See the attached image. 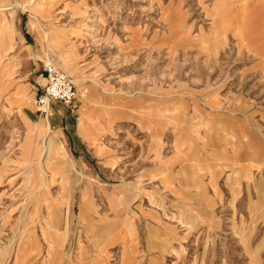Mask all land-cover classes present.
<instances>
[{
	"label": "rangeland",
	"instance_id": "rangeland-1",
	"mask_svg": "<svg viewBox=\"0 0 264 264\" xmlns=\"http://www.w3.org/2000/svg\"><path fill=\"white\" fill-rule=\"evenodd\" d=\"M29 1L0 0V264H264V0Z\"/></svg>",
	"mask_w": 264,
	"mask_h": 264
},
{
	"label": "built area",
	"instance_id": "built-area-1",
	"mask_svg": "<svg viewBox=\"0 0 264 264\" xmlns=\"http://www.w3.org/2000/svg\"><path fill=\"white\" fill-rule=\"evenodd\" d=\"M46 85L37 99L38 109L45 118L52 115V106L61 104L70 107L77 97L74 82L51 60L45 66Z\"/></svg>",
	"mask_w": 264,
	"mask_h": 264
},
{
	"label": "crops",
	"instance_id": "crops-1",
	"mask_svg": "<svg viewBox=\"0 0 264 264\" xmlns=\"http://www.w3.org/2000/svg\"><path fill=\"white\" fill-rule=\"evenodd\" d=\"M14 2V1H13ZM13 2H11V3H13ZM11 3H9V4H11ZM244 3H246V1H244L243 3H242V5L244 4ZM8 4V3H7ZM46 5H49L47 2H44V3H42L41 4V6H46ZM245 7H247V6H245ZM11 14V13H10ZM13 14H14V11H13ZM0 17H3L2 15L0 16ZM3 20V22L5 23V18H3L2 19ZM259 44H256L255 46L257 47ZM62 59H63V67H67V69H68V71H70V70H72V68L70 67V59L68 58V57H62ZM206 86L207 87H209V88H211L212 90H213V92H217V89L218 88H216L215 86H213V87H210V85H209V83L208 84H206ZM75 103V102H74ZM74 106V105H73ZM42 122H44V125H45V128H44V133H45V135L46 136H52L53 137V139H54V141H56V143H57V139H58V134L57 133H52V134H50V132H51V130H52V126L50 125V123H49V117L48 118H43V121ZM42 122L40 123V124H42ZM51 128V129H50ZM226 141H225V143H222V139L220 140V144H218V146H217V149H216V153H217V158H218V162H217V167H219L220 168V170L218 171V176H222L223 175V173L225 172V168L226 167H230V168H232L233 169V167L234 166H236L235 165V161H232V159L230 158V156H229V153L226 151L227 150V148H226ZM57 151V152H61L62 154H65V149H64V147H63V145H62V142H60L59 143V145L58 144H56V147H55V149H54V151ZM53 151V152H54ZM263 161V160H262ZM69 164L72 166L73 165V162L70 160V162H69ZM263 164H264V161H263ZM233 171V173H238V171L236 170H232ZM245 177H248V176H245ZM260 181H263L264 182V172H263V175H261L260 176ZM262 185H260L259 186V191H258V193H257V197L261 200V197H262V195H263V193H264V183H261ZM262 192V193H261ZM65 200H67V203L66 204H64L65 206H66V215L68 214V213H72V206H71V204L73 203V200H74V198H73V193H72V191L71 190H68L67 192H66V195H65ZM262 201V200H261ZM70 206V207H69ZM65 221V220H64ZM66 229V228H65ZM67 255H65V256H62V257H58V260L60 259V260H62L63 258H65Z\"/></svg>",
	"mask_w": 264,
	"mask_h": 264
},
{
	"label": "bare ground",
	"instance_id": "bare-ground-1",
	"mask_svg": "<svg viewBox=\"0 0 264 264\" xmlns=\"http://www.w3.org/2000/svg\"><path fill=\"white\" fill-rule=\"evenodd\" d=\"M36 0H30L27 4L30 6L32 5ZM42 2L41 3H44L46 2L47 0H41ZM16 7H21L19 4H16L14 3L12 6H8L6 9L4 10H8V9H14ZM24 8V6H22ZM1 10V9H0ZM48 118V117H47ZM51 129V128H50ZM53 138V137H52ZM54 141H52V139L48 140V143L46 144V147H45V151L47 153V155L51 152L52 150V144H53ZM41 171V170H40ZM44 187V186H43Z\"/></svg>",
	"mask_w": 264,
	"mask_h": 264
}]
</instances>
